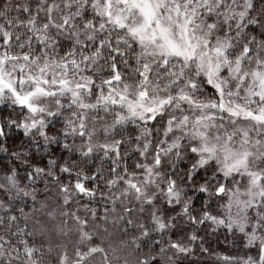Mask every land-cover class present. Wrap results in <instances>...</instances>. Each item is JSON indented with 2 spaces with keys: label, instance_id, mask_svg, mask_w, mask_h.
Wrapping results in <instances>:
<instances>
[{
  "label": "snow or ice",
  "instance_id": "6c2138e0",
  "mask_svg": "<svg viewBox=\"0 0 264 264\" xmlns=\"http://www.w3.org/2000/svg\"><path fill=\"white\" fill-rule=\"evenodd\" d=\"M0 264H264V0H0Z\"/></svg>",
  "mask_w": 264,
  "mask_h": 264
},
{
  "label": "trees",
  "instance_id": "16d2710c",
  "mask_svg": "<svg viewBox=\"0 0 264 264\" xmlns=\"http://www.w3.org/2000/svg\"><path fill=\"white\" fill-rule=\"evenodd\" d=\"M227 240H225L224 236H221L220 238V235H219L218 241L212 238V246L216 248L217 251L226 252L229 254H240L243 252L240 245L236 244V246L233 247V244H231V246H229Z\"/></svg>",
  "mask_w": 264,
  "mask_h": 264
},
{
  "label": "rangeland",
  "instance_id": "374dc122",
  "mask_svg": "<svg viewBox=\"0 0 264 264\" xmlns=\"http://www.w3.org/2000/svg\"><path fill=\"white\" fill-rule=\"evenodd\" d=\"M220 235V238H221V236H223V234H219ZM219 235H218V238H213V239H215L216 241H218V239H219ZM229 240H227L228 241V244H229V246H231V244H232V239H231V237H229L228 238ZM224 240V239H223ZM237 244L238 245H240L241 246V248H242V250H243V252L242 253H240L241 255L244 253V252H246V251H248L247 249H245V248H243V241H237Z\"/></svg>",
  "mask_w": 264,
  "mask_h": 264
}]
</instances>
